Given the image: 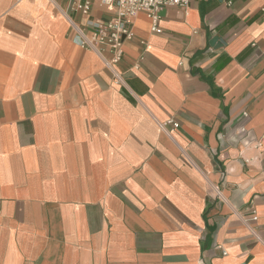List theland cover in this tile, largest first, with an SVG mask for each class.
Listing matches in <instances>:
<instances>
[{"label":"crops","instance_id":"crops-1","mask_svg":"<svg viewBox=\"0 0 264 264\" xmlns=\"http://www.w3.org/2000/svg\"><path fill=\"white\" fill-rule=\"evenodd\" d=\"M262 5L140 12L116 83L49 0H0V264H264Z\"/></svg>","mask_w":264,"mask_h":264},{"label":"built area","instance_id":"built-area-1","mask_svg":"<svg viewBox=\"0 0 264 264\" xmlns=\"http://www.w3.org/2000/svg\"><path fill=\"white\" fill-rule=\"evenodd\" d=\"M191 0H49L51 4L60 8L68 18L71 29L76 34L79 43L87 49L97 51L102 57L106 67L113 73L116 83L122 81V75L116 70V65L124 57L123 45L126 39L136 37L134 31V19L140 12H146L151 19V30L161 33L160 10L168 6L187 7ZM94 4H100L107 8H113L115 15L107 21L88 20L84 24L79 23L71 12L80 13L89 17ZM264 11V0L262 5ZM91 28V31H87ZM174 127L179 123L170 120ZM261 145L257 142V147ZM255 210L253 215L256 217Z\"/></svg>","mask_w":264,"mask_h":264},{"label":"water","instance_id":"water-1","mask_svg":"<svg viewBox=\"0 0 264 264\" xmlns=\"http://www.w3.org/2000/svg\"><path fill=\"white\" fill-rule=\"evenodd\" d=\"M219 41H223V40H219L218 38L215 37V38L212 39L211 44L214 45V44L217 43V42H218V43H221V42H219Z\"/></svg>","mask_w":264,"mask_h":264}]
</instances>
